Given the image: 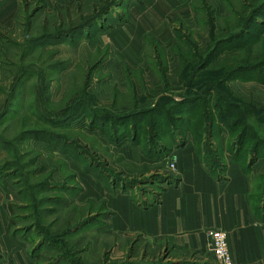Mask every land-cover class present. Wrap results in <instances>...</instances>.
<instances>
[{
    "label": "rangeland",
    "instance_id": "1",
    "mask_svg": "<svg viewBox=\"0 0 264 264\" xmlns=\"http://www.w3.org/2000/svg\"><path fill=\"white\" fill-rule=\"evenodd\" d=\"M131 1L83 0L77 10H55L50 14L42 11L36 21L28 19L24 27L6 37L5 49L0 53L2 200L5 206L13 204L9 217L17 229L15 233L33 247L40 264H201L197 257L176 251L163 241L110 235L104 201L76 203L83 189L73 171L77 165L84 174L99 180L106 191L117 189L129 194L144 207L174 180L167 165L172 146L192 143L214 172L229 160L242 167L249 158L251 162L247 149L237 155L235 133L224 127L221 132L208 127L202 133L205 122L201 123L198 114L192 125L201 129L188 132H183L178 122L158 121L154 128L153 114L123 127L115 123H101L95 130L91 127L87 105L91 110L125 115L152 109L160 96L180 100L188 93L177 77L183 70L177 57L154 39H148L143 64L138 68L118 59L106 39L98 41L101 32L123 21ZM223 1L193 0L196 26H181L175 32L181 40L177 49L185 58L190 48L182 47L184 40L200 51L211 33L218 35L226 24L234 22L233 14L248 16L249 8L244 7L254 5L256 0L231 4ZM89 23L92 26L87 28L85 24ZM75 27H83L85 33L72 34ZM263 51L264 35L262 42L248 49L223 52L198 80L215 88L223 106L228 105L221 108L228 127L237 120L262 137L264 125L248 117L245 107L255 106L252 110L256 116V108L264 106V84L256 81V66L264 57ZM222 66L227 70L253 67L255 71L242 72L236 80L221 83L225 72ZM262 69L264 80V67L258 70ZM169 108L162 110L167 114ZM164 125L175 131L172 137ZM153 131L157 132L155 138ZM131 134L140 135V145L131 141ZM124 145L137 150L142 164L133 165L125 158L121 150ZM254 188V208L263 210V181L255 179ZM261 210L257 212L261 214Z\"/></svg>",
    "mask_w": 264,
    "mask_h": 264
},
{
    "label": "crops",
    "instance_id": "2",
    "mask_svg": "<svg viewBox=\"0 0 264 264\" xmlns=\"http://www.w3.org/2000/svg\"><path fill=\"white\" fill-rule=\"evenodd\" d=\"M83 0H0V53L5 40L24 22L37 20L43 11H72ZM193 0H132L123 21H117L98 35L106 39L118 59L132 68L143 64L146 38L154 37L168 46L179 27L193 28L197 16ZM27 26V25H26ZM133 147V146H132ZM138 149V146L134 147ZM133 165L142 164L137 150L121 148ZM134 150V151H133ZM175 156L173 182L168 183L152 204L140 207L119 190L106 191L102 183L86 175L77 165L73 171L82 185L76 203L104 201L108 209L109 234L127 239L139 237L147 242H166L174 250L197 257L201 264H215L208 247V233H226L233 264H264V221L253 212L254 180L264 174V156L246 167L229 160L221 170L211 171L192 143L172 146ZM127 161V160H126ZM5 190V189H4ZM128 193V192H127ZM0 189V264H40L27 240L15 233L3 204ZM263 205V204H262Z\"/></svg>",
    "mask_w": 264,
    "mask_h": 264
},
{
    "label": "trees",
    "instance_id": "3",
    "mask_svg": "<svg viewBox=\"0 0 264 264\" xmlns=\"http://www.w3.org/2000/svg\"><path fill=\"white\" fill-rule=\"evenodd\" d=\"M224 1V3L228 2L230 4L232 2L235 3L236 1L240 2V0ZM248 8L249 12L247 14L248 16L246 17L240 16L241 13L236 16V14H233L235 13L233 11L232 14L234 22H232V24L230 25L226 24L223 29L219 30L218 35L217 33H215V35L211 33V35L209 36V42L200 51L197 50L194 45L190 44L189 42L187 43V41L184 40L182 42V47L190 48V52H188L189 59L185 58L186 56H184L181 51L177 49V46L181 41L178 35L175 34V38L173 39V41L168 46H165L175 54L180 64V69H183L179 72V75H177V77L184 82L185 88L188 89V93L183 96V98H181L180 100H174L163 95L158 98L159 101L154 105L155 107H153L152 109H147L141 112H130L128 113L129 115L110 114L101 109L91 110L89 108L90 106L88 107L87 105L86 110L88 109L90 114L88 119L90 121L89 123L92 125L91 127H94V130L95 128L98 129L99 127L97 125H100L101 123H103V125H108V123H115L117 127H123L126 124H130L131 121L134 119H145L149 115L153 114L155 120L151 121V126H153L154 128L158 124V121L160 123H164L165 121H168L169 123L178 122L179 124H182L183 132H188L194 128L201 129L199 126L193 127L192 125L193 118L194 120L198 119L195 117L198 114L199 118L202 120L201 123H206H204L205 127H202L201 123L199 124L202 127V133L208 127L212 131L215 130L219 132L223 131L222 128L224 127L229 133H235L236 140L233 145L237 146V155L247 149V155L252 158L251 162L261 156H264V137L259 136L260 134L258 132L254 133L253 131H251V128L249 126L240 124L237 120L232 122L228 127V125L223 122L224 115L221 111L222 107L228 108V105L223 106L219 93L215 90V88L210 86V84H201L200 82H198L201 73L208 69L209 66H211L223 52L227 50H245L248 49L249 45H252L254 43L258 44L259 42L263 41L264 0H256L254 2V5L250 7H248L247 5L244 7L245 10H247ZM212 24L210 25L211 29H213ZM85 26L88 28L92 25L89 23L87 25L85 24ZM83 29V27H75L74 29H72L71 33L81 35L85 33V29ZM148 39H154L159 45H161L152 36H148L146 38V44H148ZM247 39H251L250 43H247ZM35 41V39L32 40V43H34V45L36 44ZM258 64L259 67H264V57L260 59V63ZM259 67L256 66V81H260L262 82L261 84H264V80L261 76L263 69L258 70ZM221 68H223V66ZM254 71L255 68L253 67H242L241 69L235 67L229 68L228 70L226 68H223L224 73L221 76V83L236 80L238 78V75L242 72L252 74ZM203 90H205V92H203ZM196 91H202L200 94L205 95L208 99L206 98V100L205 98H203L204 96L194 93ZM168 105L170 108L167 111L168 113L166 114L163 111V107L165 108V106ZM232 107H234L235 111H240L239 108H237L236 106ZM250 107L252 109H255V106L253 105ZM195 108L198 109L199 112L196 111ZM252 109L245 107V113H247L248 117H251L256 120L257 124L264 125V106L262 108H256V116H254ZM239 125L240 127H238ZM165 127L169 130L167 126ZM174 133L175 131L169 130V135L171 137ZM156 136L157 132L155 134V132L153 131L152 137L155 138ZM130 137L131 141L135 145H140V135L131 134ZM159 139L160 138H158L157 140ZM258 179L263 181L264 190V174L258 177ZM5 208L10 214L13 212L14 209L13 204L6 205ZM258 210L261 209L253 208V212L256 214V216H258L262 221H264V209L260 211L261 214L257 212Z\"/></svg>",
    "mask_w": 264,
    "mask_h": 264
},
{
    "label": "built area",
    "instance_id": "4",
    "mask_svg": "<svg viewBox=\"0 0 264 264\" xmlns=\"http://www.w3.org/2000/svg\"><path fill=\"white\" fill-rule=\"evenodd\" d=\"M175 156L168 159V169L174 171ZM208 247L213 255L215 264H233L226 242V233L222 231H212L208 233Z\"/></svg>",
    "mask_w": 264,
    "mask_h": 264
}]
</instances>
